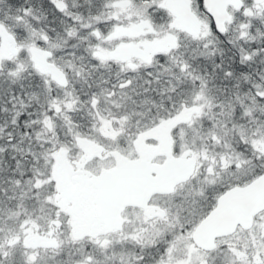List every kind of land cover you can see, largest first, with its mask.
I'll return each mask as SVG.
<instances>
[{"label": "flooded vegetation", "instance_id": "flooded-vegetation-1", "mask_svg": "<svg viewBox=\"0 0 264 264\" xmlns=\"http://www.w3.org/2000/svg\"><path fill=\"white\" fill-rule=\"evenodd\" d=\"M26 1L29 59L19 61L18 49L12 56L28 88L44 93L45 125L55 128L40 140L46 157L58 150L41 187L39 220H57L60 230L57 239L29 232L26 246L39 237L55 241L54 248L38 242L31 249L60 248L74 262L86 257L84 264H264V211L209 249L195 243L197 226L219 197L264 171L242 181L237 171L201 167L180 153L191 120L176 114L180 99L172 92L179 54L252 27L257 0L227 4L224 33L204 0ZM189 14L197 34L181 27ZM157 42L162 51L145 52ZM175 159H192L193 169L162 185L158 168Z\"/></svg>", "mask_w": 264, "mask_h": 264}, {"label": "trees", "instance_id": "trees-1", "mask_svg": "<svg viewBox=\"0 0 264 264\" xmlns=\"http://www.w3.org/2000/svg\"><path fill=\"white\" fill-rule=\"evenodd\" d=\"M16 10L21 21H25L26 0H0V21L8 12ZM251 28L245 40L237 39V34L232 33L230 38L226 36L224 40L220 39L219 45L209 54L197 53L196 49L183 50L179 54L183 63L178 64L175 70L181 73L180 69L187 67V72L191 71L193 76L204 82L210 96L217 100L232 101V115L240 125L235 130L240 135L249 132L250 127L255 129L253 124L247 125L241 120L246 107L254 108L253 116L259 117V123L264 122V12ZM23 73L17 71L16 63L7 59L0 61V205L7 210L3 211L6 224H10L13 217H16V211L22 220L28 218V212L34 213L38 207H43V203L40 204L43 200L37 196L40 194L43 197L42 188H36L35 182L43 180L40 168L44 161L41 150L44 144L38 142L35 135L40 130L38 117L45 118L48 114L45 113L46 98L42 92L37 94L35 87L28 88L25 78L21 76ZM178 75L176 79L180 78ZM175 82L172 88L175 91L172 92L176 93L177 99L189 94L191 86L188 82L181 84L180 79ZM199 86L194 87V92L199 91ZM161 88L158 86L154 91ZM240 101L243 104L235 106V102ZM160 102H163V97ZM49 135L52 133L49 132ZM243 143L240 150L246 145ZM248 156L251 158L252 154ZM250 160L255 163V169L248 176L254 178L264 168L256 167L260 157L255 156ZM262 162L264 164L263 159ZM41 211L38 217H41ZM9 247H0L1 264H9V260L6 261ZM69 258L71 256L60 254L55 263L64 264ZM10 264L28 263L15 261Z\"/></svg>", "mask_w": 264, "mask_h": 264}, {"label": "rangeland", "instance_id": "rangeland-1", "mask_svg": "<svg viewBox=\"0 0 264 264\" xmlns=\"http://www.w3.org/2000/svg\"><path fill=\"white\" fill-rule=\"evenodd\" d=\"M264 12V0H257V12L254 16L257 20L260 15ZM3 20L0 21V61L9 60L14 62V56L10 54V48L6 41V36L8 34L13 35L17 40L16 48L19 50V61L20 58L25 60L29 59L28 46L29 43L26 41L25 33L27 31L26 26H24V21L16 11H10L3 16ZM251 27L247 26L243 31L237 34V39L245 40L249 37V32ZM25 32V33H24ZM18 38H21L18 40ZM215 43L209 39V41L202 46L197 48V53L209 54L214 50ZM187 67H182L180 69L179 77L176 80H181V84L188 82L190 87L189 97L186 99V104L182 97L178 104L180 108L177 115H182L190 118L191 123L189 124L190 129H188V135L185 137V133L182 134L181 145L179 152H188L191 156L198 160V165L205 168H213L215 171L218 169L224 170L225 172L237 171L235 172L236 177L239 179H246L249 174L254 172V168L251 166V158L258 156L260 159L264 155V122L260 120L258 116H253L252 107H246L244 114H242V119L247 125L252 124L255 129L249 128V132L245 131L241 135L236 132L235 128L240 126L237 122L236 117L232 115L233 106L231 107L232 101L217 100L208 94L207 88L204 82L196 76H193L191 71L187 72ZM165 72H172L171 68H167ZM202 83V84H201ZM201 84V86H199ZM199 86V91L194 92V87ZM235 106H241L243 101L235 102ZM251 108V109H250ZM196 109L195 111H192ZM249 109V110H248ZM45 118L42 116L38 117V122L40 124V130L35 135L38 142L41 139H45L49 132H54L55 128L45 125ZM252 122V123H250ZM237 134V136H235ZM246 143L244 147L240 150V145ZM51 146V145H50ZM58 149L49 151V155L46 157L45 161L42 163L40 172L44 176L43 180L35 182L36 188H41L45 186L50 178L49 171V161L53 157ZM249 152V153H248ZM252 157L249 158L248 155ZM259 154V155H258ZM261 165H260V164ZM257 163L256 167L264 168V164L261 161ZM240 171V173H239ZM253 179L250 177V180ZM37 196L41 200L40 194ZM43 202L41 201L40 204ZM43 207L39 208L38 211L27 213L28 218L20 220L19 214L16 211V217H13L10 224H6L4 218V207L0 205V247L4 248L5 245L9 247V253L6 255V261L9 260V264L15 261L23 263L24 261L28 264H56L55 261L58 255L61 254L59 249L57 251H45L41 248L31 249L26 246L25 237L28 233H37L45 236H50L51 238L57 239L53 235L54 232H59V223L57 220H51L50 218L44 219L43 222L39 220V213ZM35 211V209H32ZM31 210V211H32ZM7 212V210H5ZM19 211V210H18ZM38 212V213H37ZM14 214V213H12ZM7 215V214H6ZM43 233V234H42ZM60 253V254H59ZM87 258L83 257L82 260L76 261L71 258L68 261H64V264H84L87 263L85 260ZM1 264V262H0ZM7 264V263H6Z\"/></svg>", "mask_w": 264, "mask_h": 264}, {"label": "water", "instance_id": "water-1", "mask_svg": "<svg viewBox=\"0 0 264 264\" xmlns=\"http://www.w3.org/2000/svg\"><path fill=\"white\" fill-rule=\"evenodd\" d=\"M205 6L208 9L209 15L213 18L214 23L220 33H224V21L227 19L226 5L232 4L239 7V0H204ZM182 29L191 33L197 34L198 22L190 14L183 18ZM6 41L10 48V54L16 55V41L13 35L8 34ZM165 47L160 43H150L145 46V52L162 51ZM121 50H117L111 54L112 57L120 56ZM161 175V184L163 185L164 178H170L172 181L179 182L190 174L193 169V161H184L175 159L168 161L164 166L159 167ZM128 184L127 182H119ZM135 184V180L129 182ZM139 185L145 186V182H138ZM157 188V187H156ZM264 211V172L252 180L249 184L242 187H234L223 195L217 201L216 207L209 215L202 220L194 232L195 243L205 249L213 246L214 240L217 237L232 233L239 225L248 227L251 224L252 217ZM40 242L42 248L56 247L55 241H49L42 237L35 238L34 243L30 247L35 248Z\"/></svg>", "mask_w": 264, "mask_h": 264}]
</instances>
